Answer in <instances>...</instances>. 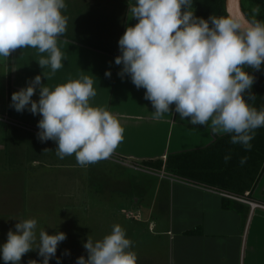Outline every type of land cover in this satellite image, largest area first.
I'll list each match as a JSON object with an SVG mask.
<instances>
[{
  "label": "clouds",
  "instance_id": "clouds-1",
  "mask_svg": "<svg viewBox=\"0 0 264 264\" xmlns=\"http://www.w3.org/2000/svg\"><path fill=\"white\" fill-rule=\"evenodd\" d=\"M192 7L193 0L129 4V14L138 23L128 26L119 40L122 55L115 58V64L123 68L118 74H129L138 89H146L144 98L154 108L153 120L173 112L174 106L181 120L210 127L213 134H230L232 144L250 150L255 130L264 127V108L258 110L249 103L255 100L251 92L255 77L245 70L258 71L264 65V21L256 19L260 7L252 9L251 19L242 12L204 19ZM66 8L65 0H0V57L10 58L29 47L47 54L37 62L51 71L14 92L11 106L17 112L28 109L41 115L37 138L56 142L59 158L74 155L78 165L86 168L111 158L124 140L125 129L106 107L90 104L97 95L91 76L69 78L54 89L42 83L43 77L52 79L64 66L66 56L58 41L67 31ZM105 75L111 77V71ZM37 86L39 101L32 99ZM229 159L226 156L225 162ZM246 160L242 158L241 164ZM15 229L9 230L7 242L0 246L5 264H20L26 253L36 249L42 264H49L59 243L67 238L64 232L49 235L41 229L37 243L35 218L19 221ZM84 247L88 256H80L76 264L138 262L132 241L119 224L101 240L93 242L89 236ZM29 264L38 262L30 260Z\"/></svg>",
  "mask_w": 264,
  "mask_h": 264
},
{
  "label": "crops",
  "instance_id": "crops-1",
  "mask_svg": "<svg viewBox=\"0 0 264 264\" xmlns=\"http://www.w3.org/2000/svg\"><path fill=\"white\" fill-rule=\"evenodd\" d=\"M129 4L134 5L135 0H121V6L117 4L111 10L106 11L105 17L95 16L92 21L88 19L80 21L84 25L82 27L76 22L73 23L74 18L68 13L70 6H67L66 10L63 11L65 16L69 15L67 16V31L58 41V46L66 56L63 61L64 66L55 73L52 79L47 80L46 77H43L42 83L54 89L56 85L68 82L69 78L78 79L81 75H88L93 78L97 95L90 100V104L106 107L121 121L125 129L123 142L107 160L123 164L124 166H120V168L124 167L127 172L131 170L143 173H140L143 182L125 183L124 187H120L118 194H114V196L119 195L120 198L127 197L128 199L129 207L123 206L120 212L125 214L126 218L138 222L149 221L150 230H152V226L156 229L158 226L156 221L159 217L160 221H168L169 224L162 225L160 230L161 233L170 235L172 251H169L168 264H264L263 208L251 209L248 203L237 199L235 200L240 205L239 209L225 208L223 198L228 196L220 192L238 193L183 176L161 177L158 175L159 170L157 169L155 170L156 173H150L133 166L137 164L150 165L149 161L165 160L169 155L204 149L213 144L218 137L226 134H213L210 127L193 126L189 120H181L179 114L174 112V106L173 112L164 114L159 121L153 120L154 108L151 102L144 98L146 89H138L133 84L129 74H125L123 77L118 74L123 68L122 64H115V58L122 55L119 40L128 26H134L138 23L129 14ZM77 30H86L87 32L79 33L87 35L80 36V34L75 33ZM109 30L112 31L111 34L116 33L117 35V53L91 44L93 42L103 44L98 39H104L105 35L110 34L108 33ZM92 33L93 35H91ZM41 55L46 56L47 54H40L37 49L29 47L17 50L10 58L0 57L1 120L5 122V127H12L16 131V136L21 137L27 134L33 143L39 142L37 138V133L40 131L38 122L42 116L34 115L28 109L17 112L11 106V97L14 92L26 88L35 76H43L51 71L50 67L43 69L38 64L37 61ZM107 71H111V77L105 75ZM39 93L40 87L37 86L32 99L39 101ZM38 146V144L35 145V152L36 149L37 152L39 151ZM51 148L48 147V149ZM148 165L146 167H151ZM5 166L7 165L0 166V183L3 182L2 185L9 187L6 190L0 188V225H6L10 228L12 224V231H15V225L19 221L35 218L32 211L22 215L20 213L21 207L26 213L27 209L36 205L37 202L32 201V199L29 201L23 193L22 182L25 168ZM96 167L97 170L94 167L93 169L98 173L102 172L100 167ZM89 168L91 167L84 169ZM38 172L36 168L31 170V174L34 176H37ZM46 172L51 171L42 173ZM68 174L73 175L75 183L78 180L79 188L83 192L84 198H81V194L77 198L80 208L81 200L85 205L86 201H89L88 199L85 200L88 189L94 190L95 188L93 186L91 188L90 183H86L83 174ZM150 175L159 177L153 190L160 196V199L158 197L150 199L148 196L150 186L145 185L143 187V183L148 184L147 180L151 177ZM133 177L135 176L133 175ZM30 183L33 186L29 185V190L34 191V188H37L34 186L35 182ZM100 194L96 189L97 203ZM114 196L105 197L102 194L104 199L109 202L112 201L110 202L111 205L117 201V199L114 200ZM250 196V198L264 203V170L255 187L250 191ZM77 215L78 209L75 210L74 217L69 220L71 224L75 223V230L72 231L71 236L72 240L66 232L67 238L64 244L57 248L56 260H51L49 264H76L80 256L85 257L88 254L83 242V238L87 236V229L85 226L79 225L85 222L83 217ZM81 215L83 214L81 213ZM80 227H82L81 231H79ZM36 231L37 233L39 231L38 225ZM8 232H0V246L7 242ZM98 240L96 239V241ZM33 247L35 248V245ZM65 249H67L65 254L67 252L69 253L67 256L70 258L72 256L70 262H64L61 256ZM28 253H34V258L37 260L38 249Z\"/></svg>",
  "mask_w": 264,
  "mask_h": 264
},
{
  "label": "rangeland",
  "instance_id": "rangeland-1",
  "mask_svg": "<svg viewBox=\"0 0 264 264\" xmlns=\"http://www.w3.org/2000/svg\"><path fill=\"white\" fill-rule=\"evenodd\" d=\"M65 2H67L66 5L71 3L70 11L68 13L74 18L73 23L76 22V24L81 27L84 25H82L80 21H85L86 19L92 21L95 16H105L106 11L111 10L115 5L120 4L121 6V0H65ZM67 16L69 15L67 14ZM196 16L199 17L198 15ZM84 31L87 32L86 30H77L75 33L79 35V32ZM82 35L87 34H80V36ZM91 35H93V33ZM4 125L5 122L1 120L0 116V166L7 165L5 167L18 166V168H25L22 182L24 188L23 193L28 197L27 199H29V201L32 199V201L37 202V204L30 206L26 213L21 207L20 213L26 215L32 211L39 223H37L39 231L45 229L49 235H54L58 232H68V236H70V240H72L71 236L72 231L75 230V223L73 222L71 224L69 220L71 217H74L73 214L75 213V210L78 209L77 216L83 217L85 222L79 225L85 226L87 229V236L83 238L84 243L87 242L89 236L92 238L93 242H95L96 239L101 240L104 236L111 234L114 225L119 224L126 231V237L132 241L131 250L135 251L137 254V263L168 264L169 251H172L170 235L160 232L161 226L168 225V221H160L159 217L158 221H156V224L158 225L156 229L152 226V230H150L149 221L138 222L131 218H126L125 214L120 212V209L123 206L129 207L127 197L120 198L119 195L114 196L115 193L118 194L120 187H124L125 183L143 182L144 180L140 176V173L143 174L142 172L129 170V172H131V174H129L124 167L120 168V166H124L123 164L113 163L107 159L87 166L91 167L89 169H84L78 165L74 155L63 159L59 158L56 155V142L48 140L43 142V145L40 140L38 143L34 142L35 145H39V151L37 152L36 149L35 152V145L30 136L25 134L18 137L16 136V131L12 127H5ZM4 142H6V144H4ZM49 146L52 147L51 150L48 152L44 151L45 149H48ZM147 165L148 164H145V166ZM44 166L46 167L43 168ZM96 166L100 167L102 172L98 173V171H96ZM148 166L157 170H164L169 176H180L168 170L166 167V159L162 160L161 165L150 164ZM93 167L96 170H94ZM34 168L39 171L37 176L31 174V170ZM45 171L51 172L43 174L42 172ZM68 173L83 174L86 183H90L91 188H95L94 190L88 189V195L85 200L88 199L89 201H86L85 205L81 200L82 205L80 208L78 206L77 198H79V194H81V198H84L83 192L79 188L78 180L75 183L73 175H69ZM133 175L135 177H133ZM137 175L139 176L136 177ZM150 176L151 177L147 180L148 184L143 183V187H145V185L150 186V190L148 191L150 199L154 197L160 199V196H158L153 190L159 177ZM33 177L34 179H32ZM76 178L78 177L76 176ZM32 181L35 182L34 186L37 187L34 188V191L29 190V185L33 186L30 183ZM2 183L3 182L0 183V188L6 190L9 186L2 185ZM96 189L99 191V194L101 190L99 196L100 201L98 200V203L96 201ZM18 190L21 191L20 188H18ZM29 192L31 193L29 194ZM102 194H104L105 197L108 195L114 196V200L117 199L116 203L111 205L110 202L112 201L109 202L104 199ZM81 213L83 215H81ZM12 229V224L10 228L6 225H0V232ZM81 230L82 227L79 228V231ZM39 231L37 233V243ZM64 242L65 240L60 242L58 246L64 244ZM66 250L67 249L62 252L61 256L64 262H70L72 256L71 258L70 256H67L69 254H65ZM87 256L88 254L85 255L86 258ZM34 257V253H26L22 257L20 263L28 264L30 260H35ZM56 257L57 255L51 260H56ZM36 261H43V257L39 255ZM0 264H5L2 259V254H0ZM38 264H42V262H38Z\"/></svg>",
  "mask_w": 264,
  "mask_h": 264
},
{
  "label": "trees",
  "instance_id": "trees-1",
  "mask_svg": "<svg viewBox=\"0 0 264 264\" xmlns=\"http://www.w3.org/2000/svg\"><path fill=\"white\" fill-rule=\"evenodd\" d=\"M70 4L68 3L67 6ZM257 5L260 7V13L256 19L264 21V0H241V9L249 19L252 18V9ZM191 11L204 19L212 15L217 17L228 15L226 0H193ZM108 33L110 34L105 35L104 39H98L103 44L94 42L91 44L117 53V35L111 34V30ZM245 70L255 77V83L251 89V92L255 94V100L249 103L260 110L264 108V65L258 71L247 67ZM247 98L246 92L245 99ZM230 141L231 135L226 134L218 137L213 144L204 149L169 155L166 159V167L180 176L244 194L246 190L251 191L255 187L264 170V127L255 130L254 138L250 142V150H246L242 145L232 144ZM226 156L230 157L227 162H225ZM244 157L247 158L246 163L241 164V159ZM148 163L161 165L162 159ZM223 206L240 208L238 202L229 197L223 198Z\"/></svg>",
  "mask_w": 264,
  "mask_h": 264
},
{
  "label": "built area",
  "instance_id": "built-area-1",
  "mask_svg": "<svg viewBox=\"0 0 264 264\" xmlns=\"http://www.w3.org/2000/svg\"><path fill=\"white\" fill-rule=\"evenodd\" d=\"M135 168L141 169L143 171H147L150 173H156V169L151 168V167H146V166H141V165H133ZM158 175H160L161 177H169V175L164 171V170H159L158 171ZM221 194L231 197L233 199H237L239 201L248 203L251 207V209H255V208H263L264 209V203H261L259 201H256L252 198H250V191H246L245 194L243 195H238V194H232L226 191H221Z\"/></svg>",
  "mask_w": 264,
  "mask_h": 264
},
{
  "label": "water",
  "instance_id": "water-1",
  "mask_svg": "<svg viewBox=\"0 0 264 264\" xmlns=\"http://www.w3.org/2000/svg\"><path fill=\"white\" fill-rule=\"evenodd\" d=\"M226 8L228 14L229 13L236 14L237 12L243 13L241 9V0H226Z\"/></svg>",
  "mask_w": 264,
  "mask_h": 264
}]
</instances>
